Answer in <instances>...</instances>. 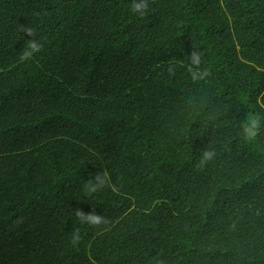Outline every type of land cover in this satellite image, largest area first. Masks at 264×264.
<instances>
[{
  "label": "trees",
  "instance_id": "1",
  "mask_svg": "<svg viewBox=\"0 0 264 264\" xmlns=\"http://www.w3.org/2000/svg\"><path fill=\"white\" fill-rule=\"evenodd\" d=\"M130 2L0 0V264H264V0Z\"/></svg>",
  "mask_w": 264,
  "mask_h": 264
},
{
  "label": "clouds",
  "instance_id": "2",
  "mask_svg": "<svg viewBox=\"0 0 264 264\" xmlns=\"http://www.w3.org/2000/svg\"><path fill=\"white\" fill-rule=\"evenodd\" d=\"M150 3L149 0H131L129 11L138 18H144L149 14ZM20 31L25 33L29 39H26L25 46L19 55V61L21 63L27 62L33 59L37 54L43 50V44L41 41L35 38L36 30L33 27L25 24L20 25ZM201 53L193 49V51L187 55V65L192 70V78L194 80H202L211 75V71L208 69H202ZM167 72L170 75H174V68L171 66L167 68ZM256 103L259 107L264 109V99L257 97ZM264 128V115L260 113L248 114L244 120L240 123V136L245 142H254L260 135L261 129ZM215 157L214 150H204L201 153V157L198 163L200 168L205 167ZM83 192L86 196H91L100 192L105 187H110L115 190V185L111 183L109 175L100 171L94 176H91L87 181L83 183ZM74 215L80 223H86L91 226H98L102 223H106L105 218L95 212V209L90 213H85L82 209H74ZM80 242V232L76 229L71 234L70 245L72 247L78 246ZM156 264H164L163 260H157Z\"/></svg>",
  "mask_w": 264,
  "mask_h": 264
}]
</instances>
